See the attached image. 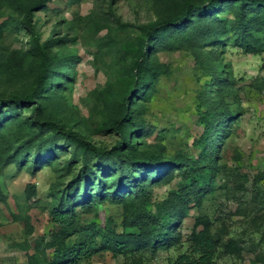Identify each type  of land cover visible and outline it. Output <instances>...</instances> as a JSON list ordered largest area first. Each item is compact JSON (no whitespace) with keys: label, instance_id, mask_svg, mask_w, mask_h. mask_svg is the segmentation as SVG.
I'll return each mask as SVG.
<instances>
[{"label":"trees","instance_id":"obj_1","mask_svg":"<svg viewBox=\"0 0 264 264\" xmlns=\"http://www.w3.org/2000/svg\"><path fill=\"white\" fill-rule=\"evenodd\" d=\"M50 1L0 0V18L4 9L17 15L16 20L11 14V20L0 23V37L10 24L29 36L27 48L0 51V80L24 86L11 95L0 91V173L10 165H25L35 175L55 167L60 140L71 149L63 167L69 178L52 187L49 215L56 229L47 246L54 248L53 259L45 250L38 251L30 264H81L103 252L139 257L134 261L141 264L146 252L179 248L181 221L193 204L201 205L214 190L222 168L221 147L238 115L232 108L236 101H229L236 93L234 77L221 53L228 45L247 54L264 53V0H166L162 14L140 26L124 50L125 56L131 54V62L115 90L102 98L104 125L118 136L110 147L94 143L78 129L79 122L70 124L59 117L62 99L76 79L78 59L53 51L74 39H44L39 29L37 12ZM179 50L191 52L211 80L200 94L205 110L203 133L194 142L199 154L179 150L167 158L163 144L149 145L153 127L145 115L160 77L169 73L158 54ZM26 111L30 115H24ZM174 181L163 196L155 195L157 187ZM31 188L29 196L35 193ZM107 203L122 208L120 231L111 223L105 228L82 223V215L94 214ZM196 225L204 228L190 236V252L172 264H213L227 244L212 232L206 216Z\"/></svg>","mask_w":264,"mask_h":264},{"label":"rangeland","instance_id":"obj_2","mask_svg":"<svg viewBox=\"0 0 264 264\" xmlns=\"http://www.w3.org/2000/svg\"><path fill=\"white\" fill-rule=\"evenodd\" d=\"M165 1L51 0L37 12L35 19L44 39H74L53 48L78 59L76 79L62 99L59 117L70 124L79 122L78 129L97 145L110 147L118 138L104 125L107 115L102 98L115 90L118 77L131 62V54L123 52L138 36L140 26L162 14ZM4 11L0 23L11 14L16 20L12 10ZM28 39L23 29L10 24L0 37V51L27 48ZM221 54L234 77L236 93L229 101H236L232 108L238 115L221 147L222 168L214 190L201 205L193 204L186 212L180 224L182 245L162 248L156 254L146 252L140 257L141 264H172L182 253L190 252V236L204 228L196 225L197 219L205 216L212 232L228 244L220 248L213 264H264V53L247 54L228 45ZM158 58L169 73L160 77L147 104L146 122L153 127L148 143L163 144L167 158L179 150L198 155L194 142L203 133L201 116L205 110L200 106V94L211 76L188 50L161 52ZM23 90L20 84L0 80V91L5 95ZM59 144L55 167L47 166L33 175L25 165H10L0 173V264H30L32 254L43 250L49 260L53 259L54 248L47 246L56 229L49 215L52 187L68 180L63 167L71 152L63 147L64 140ZM175 183L157 187L155 195L163 196ZM31 186L35 193L29 196ZM122 219V208L108 203L81 218L83 224L105 228L111 223L119 231ZM135 259L139 257L103 252L81 264H139Z\"/></svg>","mask_w":264,"mask_h":264}]
</instances>
